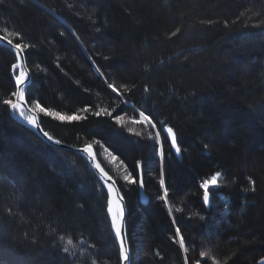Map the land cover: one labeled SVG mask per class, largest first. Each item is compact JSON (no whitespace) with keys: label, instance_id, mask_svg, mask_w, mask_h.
<instances>
[{"label":"trees","instance_id":"1","mask_svg":"<svg viewBox=\"0 0 264 264\" xmlns=\"http://www.w3.org/2000/svg\"><path fill=\"white\" fill-rule=\"evenodd\" d=\"M0 34L28 46L35 110L84 117L37 110L52 137L93 145L118 182L133 264H260L264 0H0ZM16 61L0 46V264H121L108 195L86 159L48 145L4 105L14 99ZM164 127L177 134L182 161ZM217 172L207 210L200 185ZM140 229L148 245L139 260Z\"/></svg>","mask_w":264,"mask_h":264},{"label":"snow or ice","instance_id":"2","mask_svg":"<svg viewBox=\"0 0 264 264\" xmlns=\"http://www.w3.org/2000/svg\"><path fill=\"white\" fill-rule=\"evenodd\" d=\"M180 31L179 28L176 29L175 32L172 33V36H176V34ZM20 34L17 33V36H19ZM0 41H6L7 44L11 47V49L14 51L15 57L17 62L14 63L12 65V69L13 70H18L20 69L21 65H20V58L22 56L25 55V49L28 47L27 45L20 43V42H16L13 43L12 40L8 39L7 36H3L0 37ZM30 82V79L28 77V74L24 71H19V74L15 76V86L16 88H18V91H13L11 93V96L14 97L15 99H6L3 101L4 105L9 106L12 110H20L21 109V105L25 100V86ZM108 87L111 88L113 90V92H118V89L112 85V84H108ZM145 91H147V89H145ZM35 108L40 112V113H45L47 116H54L57 120L60 121H70V122H74V121H80L82 119H84V117H81L79 115L73 114V115H61L59 112H51V111H47L46 108L42 107L40 103H36ZM85 111H87V109H85ZM20 115L24 116V112L21 110L20 111ZM97 116L100 115L99 112L96 113ZM141 115H143L141 113ZM26 120H28L31 124L35 125L36 124V120L33 117H24ZM144 120L148 121L149 124L152 125L153 128H155V124L152 123V120L149 116H144ZM37 127H39L37 125ZM164 133H165V138L169 140L170 143V148L175 149L176 153H180L181 152V148L177 143V134L173 131L172 127H165L164 129ZM43 136L47 137V139L50 142L52 141V137L48 135L47 132H43L42 133ZM55 144H59L60 141H54ZM158 155L163 158L164 157V149L162 144H159L158 146ZM83 151L85 153H91L92 149L91 146H88L86 148L83 149ZM97 167L99 168L100 166L97 165ZM137 169L139 170L141 168V165L138 163L137 164ZM103 172V169H100ZM106 177H108V180L111 181V177L108 176V174L105 172L104 173ZM163 175V173H162ZM220 176V173L217 172L214 175H211L208 179L203 180V182L201 183L200 187L203 189V202L205 204L209 203L210 200V194H209V188L210 187H215L218 184V178ZM125 180H128L130 183L132 184H136L137 181L136 179L132 178L131 176H126ZM143 179L141 178L139 181V186L143 187ZM161 186L165 185V180L163 178L160 179L159 181ZM107 191L108 193H111V199L108 201V206H107V212L110 214V219H111V223H112V227L114 229L115 232V236L119 241V250H120V256L122 258V260L124 261H128L129 260V256L127 254L126 248H125V243H124V239H123V235H122V221L124 218V211L123 208L121 206V203L119 202L120 200L123 199V196L121 195V193L117 192L116 189L113 187L112 183H108L107 185ZM119 197V200L117 199ZM160 200H164L167 201L168 199V189L167 187L163 188V195H161L159 197ZM201 219H203V217H201ZM175 232L177 234L180 233V228L177 227L175 229ZM179 244L181 246V248L184 247L185 245V240L183 235L179 236ZM65 252L68 251L67 248L64 249ZM204 254L201 253V256H203ZM185 264H187V258H185ZM196 264H200L199 261L196 262Z\"/></svg>","mask_w":264,"mask_h":264},{"label":"water","instance_id":"3","mask_svg":"<svg viewBox=\"0 0 264 264\" xmlns=\"http://www.w3.org/2000/svg\"><path fill=\"white\" fill-rule=\"evenodd\" d=\"M0 37H3L1 34H0ZM15 43V42H13ZM0 46H3L5 48H7L8 50H10L13 54H14V51L11 49V47L7 44L6 41H0ZM15 55V54H14ZM17 62V61H16ZM20 69L18 70H13L12 69V77H13V80H14V84H15V76H16V73L20 70H23L24 72H26L28 74V77L30 79V82L25 86V100L24 102L22 103L21 105V109L20 110H12L10 108V115H11V118L19 123L20 125L26 127L27 129L33 131L39 138H41L45 143H47L48 145L52 146V147H55V148H58V149H61V150H67V151H70V152H73V153H76V154H79L81 155L82 157H84L86 159V161L88 162L91 170L93 171V173L97 176V178L100 180V182L102 183V185L104 186L106 192H107V195H108V201L111 199V193H108L107 191V185L108 183H112L113 187L116 189L117 192L121 193V195L123 196V199L120 200L119 202L121 203V206L123 208V211H124V218H123V221H122V235H123V239H124V243H125V248H126V251H127V254L129 256V260L128 261H124L122 260L121 258V264H132V248H131V243H130V236H129V225H128V206H127V201H126V198L118 184V182L115 180V178L106 170V168L101 164V162L99 161L98 159V154H97V150L95 149V147L93 145H86V146H83V147H75V146H72V145H69V144H66L62 141H60L59 144H55L54 141H57L58 139L52 137L43 127V124H42V117L41 115L36 111L34 110V108L30 105L29 103V100H28V91H29V88L32 84V73H31V70H30V67L28 65V59H27V54L25 52V55L22 56L20 58ZM16 87V86H15ZM19 89L16 88V91H18ZM15 99V98H14ZM23 111L24 112V116H21L20 115V111ZM25 112L30 116V117H33L35 118L36 120V124L33 125L31 124L28 120H26L24 117L26 116L25 115ZM142 116V119L143 121L144 120V115H141ZM147 124L148 121H145ZM37 125L39 127H37ZM151 125V124H150ZM165 128V127H164ZM163 128V129H164ZM43 132H47L49 136L52 137V141L53 142H50L47 137L43 136ZM164 132V130H163ZM165 134V133H164ZM169 141V140H168ZM178 143V141H177ZM88 146H91V153H85L83 151L84 148L88 147ZM173 150V154L174 156L179 160V161H182V151L180 153H176L175 152V149H172ZM97 165H99L100 167L98 168ZM141 165V168L139 169V174H140V178H139V181L140 179L142 178L143 179V187H140V202L143 204V205H147L149 202H150V198L149 196L147 195L146 193V188H145V178H144V174H143V164H140ZM100 169H103V172L100 170ZM107 173L108 176L111 177V181L108 180V177L105 176L104 173ZM210 194V200H209V203L208 204H205L204 202V205L205 207L207 208V210H210L211 209V193L209 192ZM119 200V197L117 198ZM107 206H108V202H107ZM107 215H108V219H109V222H110V225H111V230L113 232V235L119 245V241L118 239L116 238L115 236V232H114V229L112 227V223H111V219H110V214L107 212ZM203 262V260H202ZM202 262L200 264H202Z\"/></svg>","mask_w":264,"mask_h":264},{"label":"rangeland","instance_id":"4","mask_svg":"<svg viewBox=\"0 0 264 264\" xmlns=\"http://www.w3.org/2000/svg\"><path fill=\"white\" fill-rule=\"evenodd\" d=\"M21 71V70H20ZM23 71V70H22ZM19 74V71L16 73V75H18ZM12 75V74H11ZM13 78V77H12ZM32 79H33V77H32ZM35 110V109H34ZM37 111V110H36ZM38 112V111H37ZM39 113V112H38ZM25 115L27 116V117H30L26 112H25ZM144 117V116H143ZM139 119L141 120V121H143V119H142V116L140 115L139 116ZM143 122H145V121H143ZM146 123V122H145ZM148 125H150V124H148ZM150 126H152V125H150ZM156 134V137H155V142H156V144H155V146L157 145H159V144H161V137L157 134V133H155ZM157 156H158V158H159V161H160V164L162 163L163 164V158H161L159 155H158V147H157ZM104 157L109 161V163L111 164L112 162H111V159H109V157L107 158V156L104 154ZM98 159H99V157H98ZM100 161V160H99ZM101 162V161H100ZM102 164V163H101ZM103 165V164H102ZM118 165V164H117ZM221 176H219V178H218V184H217V186H215L214 188L213 187H210L209 188V190H211V189H215V188H218L219 186H220V181H221ZM161 186V185H160ZM165 187V185L164 186H161V189H162V192H163V188ZM212 195V194H211ZM211 199H212V197H211ZM127 201V200H126ZM166 203L168 204V200L166 201ZM128 206V205H127ZM168 206H169V204H168ZM128 218H129V213H128ZM171 219H172V221H173V223L175 222L174 220V216H171ZM129 222V221H128ZM128 225H129V223H128ZM141 231L139 232V235H140V240L143 242V244H139V246H140V256H138V258H139V260L141 259V256H142V253H143V248H145V250H146V248H147V245H148V242L146 241V239H148L147 238V236L145 235V236H142L143 234H145L144 232H143V230L142 229H140ZM143 232V233H142ZM178 236H180L181 235V233H179V234H177ZM129 236H130V230H129ZM178 239H179V237H178ZM184 249H185V247H184ZM185 251H186V249H185ZM133 254V253H132ZM133 261H134V258H133V255H132V264H133ZM260 264H264V259L263 260H261L260 261Z\"/></svg>","mask_w":264,"mask_h":264}]
</instances>
